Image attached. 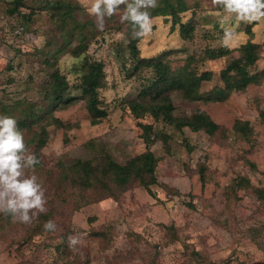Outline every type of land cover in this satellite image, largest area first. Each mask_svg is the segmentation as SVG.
Returning <instances> with one entry per match:
<instances>
[{"label":"rangeland","instance_id":"rangeland-1","mask_svg":"<svg viewBox=\"0 0 264 264\" xmlns=\"http://www.w3.org/2000/svg\"><path fill=\"white\" fill-rule=\"evenodd\" d=\"M185 1L188 10L181 20L196 25L192 38L181 37L179 24L172 27L173 17L150 15L151 32L138 41L141 56L165 57L185 83L199 80L201 92L222 84L221 70L248 40L259 44L254 71L264 70V19L249 24L237 22L233 14L226 24L236 34L226 46L231 52L212 59L206 52L224 46L219 19L226 13L212 0ZM62 4L71 6L75 19L65 25ZM11 5L0 0V115L17 120L26 155L39 160L24 171L38 178L46 211L30 212L31 223L0 212V264H264V76L221 101L172 93L176 115L202 110L220 125L214 134L178 130L151 114L137 116L128 104L143 85L124 67L131 64L133 33L131 23L120 19L125 5L105 17L103 30L80 0H25L14 15L8 12ZM75 22L86 24L87 39L79 36ZM79 46L84 48L75 55ZM86 57L104 66L98 104L107 115L97 123L78 86ZM57 69L76 100L66 106L46 98ZM153 72L145 68L142 74ZM204 72L212 78L203 80ZM25 111L41 113L43 119L20 128ZM237 120L250 121L251 138L237 132ZM146 124L153 125L149 141ZM44 127L47 136L41 133ZM43 137L47 142L40 146ZM148 150L158 157L149 187L137 179L122 189L85 190L71 182L74 171L67 172L74 159L90 160L98 170L107 158L127 164ZM137 165L139 177L147 178L142 162ZM243 177L250 182L247 187L237 185ZM45 215L55 223L54 231L38 230L49 221L41 218ZM63 233L67 238L58 237ZM70 236L78 240L74 246Z\"/></svg>","mask_w":264,"mask_h":264},{"label":"trees","instance_id":"trees-1","mask_svg":"<svg viewBox=\"0 0 264 264\" xmlns=\"http://www.w3.org/2000/svg\"><path fill=\"white\" fill-rule=\"evenodd\" d=\"M11 2L12 5L8 10L11 15L20 13V8L25 5V0H11ZM157 5L158 6L155 8H149L150 12H148L151 16L165 15L173 17L172 27L175 28V26L179 24L181 37L184 39L192 38L196 25L192 24L191 21L183 22L181 20V13L188 10L185 0H176V3L173 2V0H160ZM60 7V21L62 24L65 25L70 20H75L72 17V8L70 5L62 4ZM25 19L30 20L29 17ZM21 27V25H16L15 28L21 29ZM74 27L78 29L80 37L87 39L84 33L86 24L75 22ZM247 32H252L250 26L247 28ZM129 37V50L132 59L131 64H126L124 67L130 77L136 76L137 78H142L143 85L138 96L129 100L128 104L131 110L137 116L151 114L155 116L156 119H164L165 123L174 126L178 130H183L185 127H188L192 131L204 130L210 134H214L218 131L220 125L202 110H197L190 115H176L174 113L175 106L171 95L172 93L176 91L181 92L184 97L190 100L202 99L221 101L229 97L233 92L246 90L250 84L259 81L264 76V70L254 71L253 69L259 58V44L248 40L237 48L240 55L231 60L229 64L221 70L220 80L222 84H217L211 91L201 92L199 80L193 78V81L185 83V81L175 74L176 72H173L169 60L161 55L150 58L141 56L138 47L139 38H135L133 33H130ZM82 48L84 47L79 46L78 49L73 50V53L78 55ZM230 52V48L223 46L218 50L207 49L206 56L213 59L225 56ZM145 68L154 71L153 74L149 76L143 75L142 72ZM82 70L83 73H81L79 78L78 86L83 91L82 95L87 98L88 108L93 117V121L97 123L98 119L104 118L107 115L106 109L98 104L99 89L103 86L105 75L104 66L102 61H92L89 57H86L82 65ZM201 78L203 80H210L212 75L210 72H204ZM192 83L194 85H192ZM70 88L71 86L65 75L57 69L52 74V86H50L49 91L46 93V98L50 104L55 101H61L65 106L74 103L76 100L75 98H71L73 96L69 94ZM24 114L27 117L18 121L20 128L28 127L30 124L40 122L43 119L41 113L37 114L32 111H25ZM261 114L264 117V110ZM144 127L146 130L144 136L146 140L149 141L153 134V125L146 124ZM235 129L246 138H251L253 129L250 125V121L237 120ZM41 133H45L47 136L45 127L42 129ZM46 142V137H43L38 143L40 146H44ZM74 161L75 165L71 167V169H67V172L70 170L74 171L73 175H75V177L71 178V182L74 185H79L85 190L95 189V187L100 185L112 191L113 186L117 189H122L124 185L137 179L141 184L149 187V185L154 183L152 179L158 157L151 150H148L129 161L127 164L118 163L111 158H107L103 168L98 170L92 166L90 160L79 158L74 159ZM137 161L142 162L141 172L145 171L144 173L147 178L139 177L140 170ZM250 164L254 165V163ZM237 185L239 187H247V185H250V182L243 177ZM259 194L262 195L263 191L259 192ZM83 199V202H89V199ZM91 201L90 199V202ZM41 218L49 220V216L46 215L41 216ZM43 224L41 227V223L38 225V227H40L38 230L45 231ZM46 231L50 232L51 230ZM66 235L68 236V233H63L62 235H58V237L62 238ZM62 244L65 247L63 242ZM57 248L59 250L61 249L60 246ZM210 264L216 263L212 262Z\"/></svg>","mask_w":264,"mask_h":264},{"label":"clouds","instance_id":"clouds-1","mask_svg":"<svg viewBox=\"0 0 264 264\" xmlns=\"http://www.w3.org/2000/svg\"><path fill=\"white\" fill-rule=\"evenodd\" d=\"M213 4L223 8L224 15L219 23L224 30L223 44L231 46L235 32L226 27L234 18L237 22L253 23L264 19V0H212ZM91 15L96 17L97 27L103 30L105 17L116 14L121 5L125 12L121 22L128 21L133 27L135 38L151 32L152 20L149 8L157 7V0H80ZM90 4V7H89ZM24 137L18 130L17 120L11 116L0 115V212L10 214L15 221L31 223L33 215L46 211L44 190L35 175L25 176V168H34L39 163L36 156L27 154ZM51 220L44 224L45 230H55ZM78 243L75 237H69V245Z\"/></svg>","mask_w":264,"mask_h":264}]
</instances>
